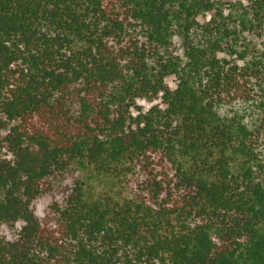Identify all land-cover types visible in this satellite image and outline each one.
Listing matches in <instances>:
<instances>
[{
  "label": "trees",
  "instance_id": "1",
  "mask_svg": "<svg viewBox=\"0 0 264 264\" xmlns=\"http://www.w3.org/2000/svg\"><path fill=\"white\" fill-rule=\"evenodd\" d=\"M0 264H264V0H0Z\"/></svg>",
  "mask_w": 264,
  "mask_h": 264
},
{
  "label": "rangeland",
  "instance_id": "2",
  "mask_svg": "<svg viewBox=\"0 0 264 264\" xmlns=\"http://www.w3.org/2000/svg\"><path fill=\"white\" fill-rule=\"evenodd\" d=\"M167 81H168V83L171 84V86L174 89H176L175 83H173L174 82V77L173 76H168L167 77ZM42 202H43L44 205H46L48 202H50V199H44Z\"/></svg>",
  "mask_w": 264,
  "mask_h": 264
}]
</instances>
